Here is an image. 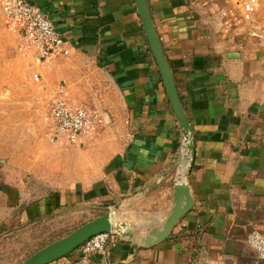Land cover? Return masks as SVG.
<instances>
[{"label": "crops", "instance_id": "1", "mask_svg": "<svg viewBox=\"0 0 264 264\" xmlns=\"http://www.w3.org/2000/svg\"><path fill=\"white\" fill-rule=\"evenodd\" d=\"M31 1L71 48L51 69L27 56L30 80L43 85H35L38 96L64 85L73 106L109 111L84 105L101 110L104 123L71 144L44 140L45 129L35 143L26 136L0 151V243L32 222L106 207L120 215L130 202L142 217L157 216L145 236L156 238L186 177L192 207L162 242L116 237L85 262L75 251L49 264H264L247 241L264 232V45L249 33L242 0H148L192 126L195 157L185 177L186 137L135 0ZM149 196L160 204L147 207Z\"/></svg>", "mask_w": 264, "mask_h": 264}, {"label": "rangeland", "instance_id": "2", "mask_svg": "<svg viewBox=\"0 0 264 264\" xmlns=\"http://www.w3.org/2000/svg\"><path fill=\"white\" fill-rule=\"evenodd\" d=\"M260 10L264 12V0H260ZM19 47V37L12 25L7 22L0 13V151L7 152L10 147H19L23 138H27L32 142L39 137H45L48 140L50 126L49 103L54 95L58 92L56 87L51 97H39V85L42 89V83H35L30 80V58L27 57ZM95 78L101 79L98 75ZM26 81L34 84L23 86ZM100 91L94 89L95 94ZM81 105H88L92 108H100L103 111H109L105 107L106 104H90L83 102ZM9 118V120H6ZM46 120L47 124L44 126ZM51 124V121H50ZM25 129L27 135L25 133ZM44 137V138H45ZM49 141V140H48ZM27 177L33 174L23 170ZM137 199V198H135ZM161 201V200H160ZM160 204L157 197H148L145 201L147 207H157ZM129 203V208H121L122 214L116 211V224L125 223L126 229H133L137 235V240L144 239L151 233V226L156 224V215L147 213L142 217L140 210L136 211ZM107 208V207H106ZM95 210L90 214L81 213L78 216H71V214H64L59 217H51L44 221L32 222L29 225L21 228L18 233L14 234L8 241L0 243V264H21L27 257L33 254L38 249L47 245L48 243L66 236L78 226L91 220L101 214L100 209ZM124 211V213H123ZM144 222H141V221ZM120 222V223H118ZM137 223L145 225L142 231L139 229ZM141 229V228H140ZM142 232V233H140ZM156 233V232H155ZM116 237H123L120 233L115 232ZM131 239L129 237H123ZM75 252V251H74Z\"/></svg>", "mask_w": 264, "mask_h": 264}, {"label": "built area", "instance_id": "3", "mask_svg": "<svg viewBox=\"0 0 264 264\" xmlns=\"http://www.w3.org/2000/svg\"><path fill=\"white\" fill-rule=\"evenodd\" d=\"M242 6L250 13L249 33L264 45V14L259 11L260 0H242ZM0 11L16 30L19 47L32 57L37 69H51L53 61L70 52V41L56 23L31 0H0ZM39 79L40 74L36 73ZM50 132L53 142L62 140L73 143L80 135L95 133L104 123L101 110L84 105L73 106L66 97V87L61 85L49 103ZM115 233L104 232L92 236L76 249L78 260L86 261L94 255L106 253ZM248 243L264 263V232L248 235Z\"/></svg>", "mask_w": 264, "mask_h": 264}, {"label": "water", "instance_id": "4", "mask_svg": "<svg viewBox=\"0 0 264 264\" xmlns=\"http://www.w3.org/2000/svg\"><path fill=\"white\" fill-rule=\"evenodd\" d=\"M135 2L150 48L161 71L162 80L164 82L170 103L179 121V124L183 129L184 136L188 139V142L186 143L189 152V162L186 170L187 175L191 165L194 162L195 157L192 126L184 111L170 64L165 56L162 43L156 31L149 1L135 0ZM175 189L176 193L174 205L162 230L156 234V238L142 240L140 242L142 245L162 242L168 237L177 220L191 209L193 201L190 197L189 186L187 184L186 177L184 181L176 185ZM115 209L117 208L100 209L101 214L98 217L83 223L66 236L56 239L38 249L29 257H27L21 264H49L55 260L71 254L76 249H78L79 246H81L85 241L99 233L117 232L120 233V235H122L123 237L137 239V235L135 232L124 229L126 228L125 223L116 224V222L114 221V217L116 214Z\"/></svg>", "mask_w": 264, "mask_h": 264}, {"label": "bare ground", "instance_id": "5", "mask_svg": "<svg viewBox=\"0 0 264 264\" xmlns=\"http://www.w3.org/2000/svg\"><path fill=\"white\" fill-rule=\"evenodd\" d=\"M188 142V139L186 138L185 139V143H187ZM187 145H185V154L182 156V163H183V165H181L182 167H181V171H182V176L183 177H185V175H186V170H187V165H188V162H189V152H188V149H187V147H186ZM167 220V219H166ZM166 222V221H165ZM165 224V223H164ZM124 229H126V228H124ZM123 229V230H124Z\"/></svg>", "mask_w": 264, "mask_h": 264}]
</instances>
